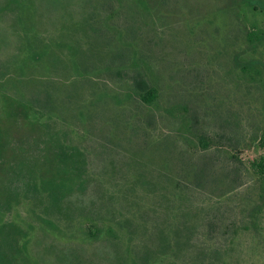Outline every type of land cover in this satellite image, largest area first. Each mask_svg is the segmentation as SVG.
Returning <instances> with one entry per match:
<instances>
[{"label": "rangeland", "instance_id": "374dc122", "mask_svg": "<svg viewBox=\"0 0 264 264\" xmlns=\"http://www.w3.org/2000/svg\"><path fill=\"white\" fill-rule=\"evenodd\" d=\"M263 136L264 0H0V264H264Z\"/></svg>", "mask_w": 264, "mask_h": 264}, {"label": "trees", "instance_id": "16d2710c", "mask_svg": "<svg viewBox=\"0 0 264 264\" xmlns=\"http://www.w3.org/2000/svg\"><path fill=\"white\" fill-rule=\"evenodd\" d=\"M19 7H22L20 5ZM138 89H140V93H138V97L143 103L151 104L155 101L157 98V91L154 88L146 87V84L144 82L138 83ZM264 142V136L261 138V144ZM200 146L202 149H205L207 147V142L203 139H200L199 141ZM250 168L253 172L263 175L264 174V157H260L258 161H254L250 163Z\"/></svg>", "mask_w": 264, "mask_h": 264}]
</instances>
